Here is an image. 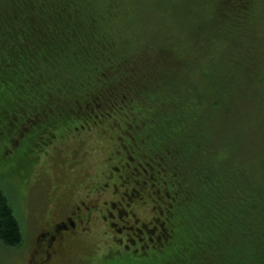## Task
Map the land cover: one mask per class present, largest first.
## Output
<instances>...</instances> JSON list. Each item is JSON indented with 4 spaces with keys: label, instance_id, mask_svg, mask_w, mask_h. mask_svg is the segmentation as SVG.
I'll list each match as a JSON object with an SVG mask.
<instances>
[{
    "label": "trees",
    "instance_id": "16d2710c",
    "mask_svg": "<svg viewBox=\"0 0 264 264\" xmlns=\"http://www.w3.org/2000/svg\"><path fill=\"white\" fill-rule=\"evenodd\" d=\"M236 1L0 0V124L115 121L167 199L157 264H264V62ZM23 239L0 191V243Z\"/></svg>",
    "mask_w": 264,
    "mask_h": 264
},
{
    "label": "rangeland",
    "instance_id": "374dc122",
    "mask_svg": "<svg viewBox=\"0 0 264 264\" xmlns=\"http://www.w3.org/2000/svg\"><path fill=\"white\" fill-rule=\"evenodd\" d=\"M226 2L192 0V3L198 4L191 5L198 6L200 11L218 5L223 11ZM236 3L239 9L235 15L241 16L245 22V36L250 37L255 33L260 56L258 63L264 62V0H239ZM206 25L201 24L202 30ZM175 26L182 27L183 24ZM172 69L177 70L178 66ZM6 113L4 115L8 116ZM115 123L107 119L100 121L97 126L89 124L77 130V127H68L67 124L66 128L57 130L56 137L50 142L46 135L35 139L28 131L19 134L21 124H0V190L14 208L25 246L31 243L36 226H43L46 220L57 215L56 205L63 203L59 209H68L75 202L79 204V200L92 201L97 205L98 210L95 217L91 218L86 233L69 240L63 252L50 264H157L166 261L174 253L176 240L174 244L170 241L159 242L157 230L154 229L161 226L157 217L160 216L162 221L167 219V199L162 198L156 186L149 185L152 182L139 185L140 181L144 182L147 173L141 169L138 161L132 163L136 169L126 166L120 171L115 168L124 160L129 144L126 134H122L121 128ZM117 178L122 181L123 187L118 184ZM122 191L130 192L133 201H129L132 205L122 207L119 213L129 210L133 220L136 219V227L145 229V233L137 229L132 231L137 234L135 239L139 247L129 243L127 250L115 245L120 238L121 245L128 242L123 240V236L117 239L112 237L113 232L102 216L110 201L117 200V192ZM123 197L122 203L126 204L127 198ZM143 238L146 244L142 243ZM155 242H158L157 245ZM151 243L156 246L152 247ZM135 248L138 252L133 253ZM23 254L25 251L22 249L5 250L0 243V264H19Z\"/></svg>",
    "mask_w": 264,
    "mask_h": 264
},
{
    "label": "flooded vegetation",
    "instance_id": "af4514ba",
    "mask_svg": "<svg viewBox=\"0 0 264 264\" xmlns=\"http://www.w3.org/2000/svg\"><path fill=\"white\" fill-rule=\"evenodd\" d=\"M132 163H134V159L128 158L127 155H124V160L122 161V163H120L119 167L115 168L116 170L120 169V171L122 168L124 169L127 167H133L134 169H136V165H133ZM117 182L123 187L122 181L118 180V178ZM114 185H116V183H114ZM115 189L117 191V188ZM117 194V200L110 201L108 207L105 208V214L102 215L104 218H102L107 224L109 230L113 232L112 237H116L117 239L118 236H123V240L128 242L126 244L123 243L121 245L120 242H122V238H120L116 240L117 242L115 243V245H119L121 246V248L124 247L127 250L130 244H132L133 246H138L137 239H135L137 234L132 231L134 229H137L136 231L140 233H145V229L143 230L139 229V227H136V223H134L136 219L133 220V217H131L129 210L126 211L125 209L123 212L119 213L122 207L126 208V205H132L129 202L131 200L133 201V197L130 195V192L122 191L120 193L117 192ZM123 195L127 198L128 202L126 204L122 203L124 201L121 200V198L124 199ZM3 196L7 200V197L4 194ZM78 202L79 204L75 202L68 209H59L60 206L63 205V203H61L60 206L56 205V209L58 211H56L55 214L57 215H55V217H51L50 220H46L43 226H36L33 239L31 240V243L28 246H25L24 239L23 242L15 248L7 247L3 244H1V246L8 251H15L20 249H22L23 252L25 251V254L21 256L22 260L19 264H50L52 260H54L63 252L65 245L67 244V242H69V240L75 238L77 235H82L86 233L85 231L89 229V225L92 220L91 218L95 217L94 214L97 212L98 209L96 208L97 205L94 202H89L88 200H79ZM7 203L11 208L12 212L16 214L13 206L8 200ZM104 203L107 204L108 201H104ZM39 216H41V214L37 216V219ZM145 227L146 229H148L146 225ZM142 243H147L145 238H143ZM141 245V247L144 248V245ZM154 246L155 245H152V247ZM136 252H138L137 248L133 250V253Z\"/></svg>",
    "mask_w": 264,
    "mask_h": 264
}]
</instances>
